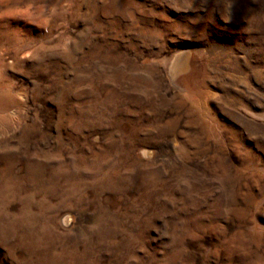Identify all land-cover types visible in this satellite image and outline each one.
<instances>
[{
    "label": "rangeland",
    "instance_id": "1",
    "mask_svg": "<svg viewBox=\"0 0 264 264\" xmlns=\"http://www.w3.org/2000/svg\"><path fill=\"white\" fill-rule=\"evenodd\" d=\"M0 264H264V0H0Z\"/></svg>",
    "mask_w": 264,
    "mask_h": 264
},
{
    "label": "bare ground",
    "instance_id": "2",
    "mask_svg": "<svg viewBox=\"0 0 264 264\" xmlns=\"http://www.w3.org/2000/svg\"><path fill=\"white\" fill-rule=\"evenodd\" d=\"M192 56V55H191ZM167 66V65H166ZM169 74L172 79L178 83H182L183 80L189 79L187 78L194 71L193 62L191 57L186 54H178L174 57L171 64L169 65ZM192 76V75H191ZM195 77V76H194ZM197 77V76H196ZM193 79V78H192ZM191 80V79H190ZM173 81V82H174ZM186 81V80H185ZM183 81V82H185ZM174 82V83H175ZM191 83V82H190ZM189 85V83H188ZM154 156V155H153Z\"/></svg>",
    "mask_w": 264,
    "mask_h": 264
}]
</instances>
